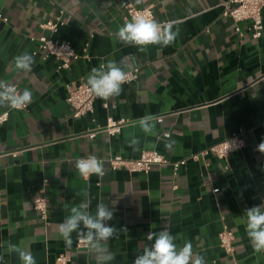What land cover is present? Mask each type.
Returning a JSON list of instances; mask_svg holds the SVG:
<instances>
[{
  "label": "crops",
  "instance_id": "crops-1",
  "mask_svg": "<svg viewBox=\"0 0 264 264\" xmlns=\"http://www.w3.org/2000/svg\"><path fill=\"white\" fill-rule=\"evenodd\" d=\"M227 2L0 0L8 19L0 23V80L32 92L27 110L10 111L0 126V264H21L8 253L9 243L29 248L36 264H54L60 255L70 264H96L89 249L77 248L76 233L66 246L58 232L82 201L92 213L105 203L114 211L108 224L127 229L105 245L115 253L110 264H133L151 244L147 234L165 228L178 236V245L191 242L207 264H264V251H255L247 237L244 214L264 203V153L257 151L264 140V30L254 39L250 21L237 24L224 16ZM129 3L152 8L158 22H172L173 31L179 29L175 42L144 52L119 43L115 32ZM62 12L57 35L43 29ZM42 36L69 42L82 58L63 69L39 49ZM25 51L34 57L27 72L14 64ZM108 60L123 61L126 72L139 68L138 80L123 85L108 109L97 99L93 113L74 118L70 90ZM6 110L0 107V114ZM146 114L156 117L151 134L138 123ZM110 119L129 124L110 137L100 131ZM239 131L245 133L242 151L225 160L192 159ZM93 132L94 138L86 136ZM133 138L139 140L135 151ZM152 151L168 164L148 175L111 171L105 161ZM89 155L104 160V176L84 178L75 169L74 162ZM182 160L186 165L176 171L173 164ZM41 191L49 200L46 222L34 209ZM224 229L234 235L232 255L220 246Z\"/></svg>",
  "mask_w": 264,
  "mask_h": 264
},
{
  "label": "clouds",
  "instance_id": "clouds-1",
  "mask_svg": "<svg viewBox=\"0 0 264 264\" xmlns=\"http://www.w3.org/2000/svg\"><path fill=\"white\" fill-rule=\"evenodd\" d=\"M136 3H141V0H136ZM178 34L179 29L173 31L172 22L161 23L146 11H139L116 30L115 38L124 46H135L144 52L150 45H172ZM33 63L34 57L26 51L14 60L16 69L23 72L30 71ZM126 67L123 61L115 60H108L99 67H93L86 77L89 91L103 100L119 95L123 84L129 79ZM31 102L32 92L29 89L18 91L13 83L0 80V107L22 110ZM155 122L156 117L150 114L138 120L146 134L154 132ZM138 145V139L129 141V146L133 147L134 151L138 150ZM257 151L264 153V140L257 145ZM74 167L84 178L93 174H104L103 164L95 155L77 159ZM244 214L245 231L253 249L257 252L264 251V203L247 208ZM113 217V208L105 203H98L95 213H92L88 203L82 201L79 206L71 208L70 214L58 226V232L66 246H71L72 234L76 233L93 253L96 264H110L115 259V253L105 245L120 232L127 231L124 227L109 225L108 222ZM147 239L151 244L143 248L142 254L136 256L133 264H207L202 255L193 251L191 242L186 241L182 246L178 245V236L173 235L167 228L149 232ZM7 250L9 254L16 253L21 264H36L34 255L27 247L9 243ZM0 261H3V256H0Z\"/></svg>",
  "mask_w": 264,
  "mask_h": 264
},
{
  "label": "built area",
  "instance_id": "built-area-1",
  "mask_svg": "<svg viewBox=\"0 0 264 264\" xmlns=\"http://www.w3.org/2000/svg\"><path fill=\"white\" fill-rule=\"evenodd\" d=\"M146 11L155 19V15L152 8H137L132 3H129L125 9V22L129 21L131 17L139 12ZM61 16H58L54 20L48 21L42 27L46 31L50 32L52 35H57L64 22ZM224 16L230 17L235 23L239 24L244 21H250L252 23V37L254 39H259L262 36L264 30V0H228L225 4ZM0 23H8V19L3 16L0 12ZM39 49L46 53L48 56L55 57L62 63L63 69H68L71 64L75 61L80 60L82 57L77 54L73 46L69 42H61L55 40L53 37L42 36L39 38ZM87 59V56L83 57ZM129 79L123 85H130L136 82L139 78L140 70L139 68H134L128 71ZM18 91L20 89L16 86ZM110 97L107 100L100 99L92 94L88 86L84 83L77 85L75 88L71 89L68 97V104L72 107L74 113V118H81L88 114L94 112L95 101L100 99L103 101V106L105 109L109 108ZM28 107V105H27ZM27 107L22 110L16 111H26ZM8 110L0 114V126L8 123L10 117V111L15 110L7 107ZM129 124L126 119L113 120L110 119L107 126L100 131L107 134L110 137L119 135L122 129ZM96 132L87 134L86 136L94 138ZM244 131H239L234 134L230 139L225 140L211 148L192 156L193 160L205 159L209 156H214L219 160H225L231 155L242 151L246 147V140L244 138ZM167 137H169L167 135ZM104 162V160L100 159ZM111 171H127L130 174H144L148 175L152 168L155 166H162L168 164L165 156L157 151L143 152L137 159L127 160L121 156L111 157L107 160ZM186 165V160L174 163V169L177 171L181 166ZM105 174V173H104ZM103 174V176H104ZM94 175V174H93ZM88 178V177H87ZM47 183V181H45ZM49 200L44 195V192H40V195L34 201V209L40 214L41 219L46 222L48 220V208ZM220 246L229 255L234 252L233 242L234 235L228 229H224L223 232L219 234ZM78 249L88 250V246L80 239L77 243ZM70 259L65 255H60L54 264H70Z\"/></svg>",
  "mask_w": 264,
  "mask_h": 264
}]
</instances>
